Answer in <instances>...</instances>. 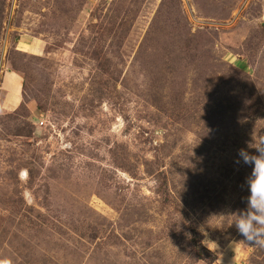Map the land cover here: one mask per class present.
Masks as SVG:
<instances>
[{"label": "rangeland", "instance_id": "rangeland-1", "mask_svg": "<svg viewBox=\"0 0 264 264\" xmlns=\"http://www.w3.org/2000/svg\"><path fill=\"white\" fill-rule=\"evenodd\" d=\"M261 137L264 0H0V261L264 264Z\"/></svg>", "mask_w": 264, "mask_h": 264}, {"label": "clouds", "instance_id": "clouds-1", "mask_svg": "<svg viewBox=\"0 0 264 264\" xmlns=\"http://www.w3.org/2000/svg\"><path fill=\"white\" fill-rule=\"evenodd\" d=\"M251 145H254L250 147L255 149V154L241 148L238 150V159L235 161L236 164L242 162L251 166V173L245 179L249 192V195L244 198L246 208L227 216H235L232 224L235 225L238 234L243 238L242 241L250 246L264 248V137L254 140ZM202 243L213 252H216L218 248L216 242L208 239ZM237 243L231 241L230 246L234 249ZM220 258L222 261V256ZM0 264H8V262L0 261Z\"/></svg>", "mask_w": 264, "mask_h": 264}, {"label": "crops", "instance_id": "crops-1", "mask_svg": "<svg viewBox=\"0 0 264 264\" xmlns=\"http://www.w3.org/2000/svg\"><path fill=\"white\" fill-rule=\"evenodd\" d=\"M7 76H5L4 81H6V78H7L6 82L12 83L13 88L9 89V90L7 89L8 96L6 99V103L4 104V107L10 108L9 104H12V105H14V107H13V109H14L20 104V99H19L20 97L18 94V90H19L20 83H21V81H20L21 77L18 76L17 74H14L13 71L7 72ZM3 83H5V82H3ZM10 109H12V108H10Z\"/></svg>", "mask_w": 264, "mask_h": 264}, {"label": "trees", "instance_id": "trees-1", "mask_svg": "<svg viewBox=\"0 0 264 264\" xmlns=\"http://www.w3.org/2000/svg\"><path fill=\"white\" fill-rule=\"evenodd\" d=\"M193 242H194L193 248H194L195 253L198 254L201 257H204V255H205V248L202 245V243L199 242V241H197V240H195V239H194ZM212 264H214V263H212Z\"/></svg>", "mask_w": 264, "mask_h": 264}]
</instances>
